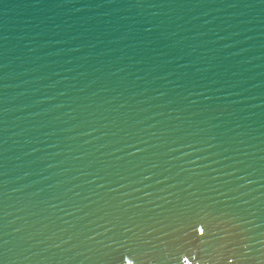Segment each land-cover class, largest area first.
<instances>
[{"label": "water", "instance_id": "obj_1", "mask_svg": "<svg viewBox=\"0 0 264 264\" xmlns=\"http://www.w3.org/2000/svg\"><path fill=\"white\" fill-rule=\"evenodd\" d=\"M0 264H264V0H0Z\"/></svg>", "mask_w": 264, "mask_h": 264}, {"label": "snow or ice", "instance_id": "obj_2", "mask_svg": "<svg viewBox=\"0 0 264 264\" xmlns=\"http://www.w3.org/2000/svg\"><path fill=\"white\" fill-rule=\"evenodd\" d=\"M203 230L201 229V232H202Z\"/></svg>", "mask_w": 264, "mask_h": 264}]
</instances>
